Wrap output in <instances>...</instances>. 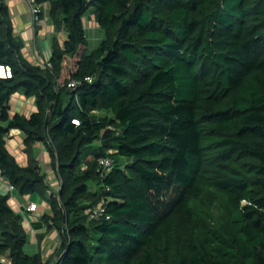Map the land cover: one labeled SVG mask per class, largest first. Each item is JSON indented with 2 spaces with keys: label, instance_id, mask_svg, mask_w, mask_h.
<instances>
[{
  "label": "trees",
  "instance_id": "trees-1",
  "mask_svg": "<svg viewBox=\"0 0 264 264\" xmlns=\"http://www.w3.org/2000/svg\"><path fill=\"white\" fill-rule=\"evenodd\" d=\"M36 2L49 4L38 20L46 13L66 36L54 34L48 65L30 60L0 0L11 72H0V168L48 203L59 245L55 261L25 252L22 215L0 188V264H264V0ZM90 10L103 32L93 48ZM17 91L35 99L28 116L11 112ZM12 128L25 134L26 165L7 148Z\"/></svg>",
  "mask_w": 264,
  "mask_h": 264
},
{
  "label": "crops",
  "instance_id": "crops-1",
  "mask_svg": "<svg viewBox=\"0 0 264 264\" xmlns=\"http://www.w3.org/2000/svg\"><path fill=\"white\" fill-rule=\"evenodd\" d=\"M7 2L13 13L15 31L22 36L25 41V47L23 49L24 54L36 63L48 65L51 55L52 38L54 34H58V39L62 41L64 32H55V26L46 13L41 20H34L26 0H7ZM84 24L87 31L88 26L85 21ZM93 47L94 46H90V48ZM36 109L34 97L26 96L21 91H17L12 95V113L19 112L28 116ZM23 134L24 133L20 129L12 128L6 136V144L17 161L22 165H26L29 162V157L24 149L25 144L23 140L25 134L24 137L21 138ZM32 156L39 163L42 171L46 173L49 186L55 190H59L60 180L58 174L51 166L50 155L40 142H35L33 144ZM2 189V192L9 196V205L22 215L23 225L28 234V241L35 246L36 252H42L45 258L53 255L56 247L59 245L58 237L56 231L47 229L46 222H44L42 218L43 213L49 209V205L46 206L43 212H38L37 210L31 211L28 209L29 202L37 203L38 200L44 201L39 195L20 194L14 186L8 190ZM49 191H51V189H49ZM15 195L20 196L19 200L15 198ZM5 259V257L2 258L3 261H6ZM56 259L57 256L54 254L53 260L55 261Z\"/></svg>",
  "mask_w": 264,
  "mask_h": 264
},
{
  "label": "built area",
  "instance_id": "built-area-1",
  "mask_svg": "<svg viewBox=\"0 0 264 264\" xmlns=\"http://www.w3.org/2000/svg\"><path fill=\"white\" fill-rule=\"evenodd\" d=\"M27 4L29 5V9L31 14L33 15L34 20L39 19V12L45 9H48V2L38 3L36 0H26ZM0 72L3 75H10V68L0 66ZM74 84L71 82L70 85ZM75 123L79 121L77 119L73 120ZM114 166V161L110 156L102 157L99 160V168L103 169L104 172L110 171ZM13 185L8 181V179L4 176L2 169L0 168V188H4L6 190L12 188ZM38 208V204L36 202H29L28 209L31 211H36ZM104 212V200L101 199L96 205L90 207L87 210L89 219H97L101 216Z\"/></svg>",
  "mask_w": 264,
  "mask_h": 264
},
{
  "label": "rangeland",
  "instance_id": "rangeland-1",
  "mask_svg": "<svg viewBox=\"0 0 264 264\" xmlns=\"http://www.w3.org/2000/svg\"><path fill=\"white\" fill-rule=\"evenodd\" d=\"M85 23L88 26L87 29V36L90 40V46H97V44L99 43V41L103 38V32L102 30L98 27L96 18H95V14L92 10H90L89 12H87V15L85 16ZM97 32V33H96ZM66 36V33L64 32V35L62 38H64ZM24 137L21 135V138ZM99 141L96 140L94 142L91 143V146L88 147L86 149V153L90 152L92 148L96 147L98 145ZM19 195H15V198L19 200ZM38 204V212H43L46 208V206L48 205V203L44 200V201H37ZM212 211L214 214H218L221 212V208L220 205H216L212 208ZM25 252H27L28 254H33L34 252H36V248L34 245L30 244V242L28 241L25 245Z\"/></svg>",
  "mask_w": 264,
  "mask_h": 264
},
{
  "label": "water",
  "instance_id": "water-1",
  "mask_svg": "<svg viewBox=\"0 0 264 264\" xmlns=\"http://www.w3.org/2000/svg\"><path fill=\"white\" fill-rule=\"evenodd\" d=\"M60 190V189H59Z\"/></svg>",
  "mask_w": 264,
  "mask_h": 264
}]
</instances>
